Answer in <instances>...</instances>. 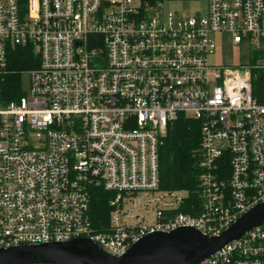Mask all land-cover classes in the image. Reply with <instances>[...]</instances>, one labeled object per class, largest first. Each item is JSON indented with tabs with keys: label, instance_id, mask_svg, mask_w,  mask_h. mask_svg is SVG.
I'll use <instances>...</instances> for the list:
<instances>
[{
	"label": "built area",
	"instance_id": "2783aa9c",
	"mask_svg": "<svg viewBox=\"0 0 264 264\" xmlns=\"http://www.w3.org/2000/svg\"><path fill=\"white\" fill-rule=\"evenodd\" d=\"M0 0V84L8 53L31 47L28 92L0 86V248L88 239L119 257L144 237L192 228L218 237L264 204V0ZM188 1V0H187ZM198 1V0H194ZM248 61L213 65L218 36ZM199 124L200 210L159 189L158 152L178 118ZM114 194L105 230L90 190ZM200 264H264V224Z\"/></svg>",
	"mask_w": 264,
	"mask_h": 264
},
{
	"label": "water",
	"instance_id": "95a60500",
	"mask_svg": "<svg viewBox=\"0 0 264 264\" xmlns=\"http://www.w3.org/2000/svg\"><path fill=\"white\" fill-rule=\"evenodd\" d=\"M264 224V204L241 216L218 237L192 228L155 233L114 257L88 239L66 243L0 248V264H200L230 242Z\"/></svg>",
	"mask_w": 264,
	"mask_h": 264
},
{
	"label": "trees",
	"instance_id": "16d2710c",
	"mask_svg": "<svg viewBox=\"0 0 264 264\" xmlns=\"http://www.w3.org/2000/svg\"><path fill=\"white\" fill-rule=\"evenodd\" d=\"M194 1V0H188ZM38 56L31 47H15L8 53L7 74L1 81L2 94L12 100L22 91L18 88L21 72L36 68ZM252 96L264 104V68L251 72ZM200 147L199 124L183 117L169 125L158 152L159 189L162 191H184L187 197L179 212L196 216L200 210L198 151ZM114 194L100 188L90 190V217L94 228L105 230L112 211L110 202Z\"/></svg>",
	"mask_w": 264,
	"mask_h": 264
},
{
	"label": "rangeland",
	"instance_id": "374dc122",
	"mask_svg": "<svg viewBox=\"0 0 264 264\" xmlns=\"http://www.w3.org/2000/svg\"><path fill=\"white\" fill-rule=\"evenodd\" d=\"M207 0L187 1V0H174L166 4L168 10L187 13L188 15L205 14ZM216 39V50L214 55L210 58L213 65L232 64L238 66L248 61V51L242 46H235L230 42L228 36H218ZM21 90L24 93L28 92V77L26 75L21 77Z\"/></svg>",
	"mask_w": 264,
	"mask_h": 264
}]
</instances>
